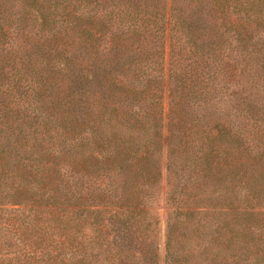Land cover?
<instances>
[{
  "label": "trees",
  "instance_id": "trees-1",
  "mask_svg": "<svg viewBox=\"0 0 264 264\" xmlns=\"http://www.w3.org/2000/svg\"><path fill=\"white\" fill-rule=\"evenodd\" d=\"M0 264H264V0H0Z\"/></svg>",
  "mask_w": 264,
  "mask_h": 264
},
{
  "label": "rangeland",
  "instance_id": "rangeland-1",
  "mask_svg": "<svg viewBox=\"0 0 264 264\" xmlns=\"http://www.w3.org/2000/svg\"><path fill=\"white\" fill-rule=\"evenodd\" d=\"M167 44V39H166ZM165 67H167V57L165 58ZM164 104L167 107V90L164 91ZM164 189V185L162 182V191ZM155 203V211L160 219V229H161V244H160V251L163 254V245H164V235H163V228H164V217H165V204L163 196L160 194V197L156 199Z\"/></svg>",
  "mask_w": 264,
  "mask_h": 264
}]
</instances>
